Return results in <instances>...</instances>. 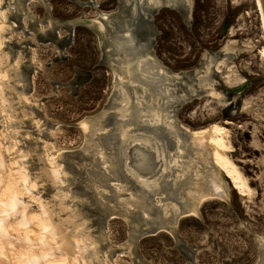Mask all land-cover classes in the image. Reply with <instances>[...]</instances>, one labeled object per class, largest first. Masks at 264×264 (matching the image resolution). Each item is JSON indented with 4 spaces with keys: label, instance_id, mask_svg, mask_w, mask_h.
Returning <instances> with one entry per match:
<instances>
[{
    "label": "rangeland",
    "instance_id": "rangeland-1",
    "mask_svg": "<svg viewBox=\"0 0 264 264\" xmlns=\"http://www.w3.org/2000/svg\"><path fill=\"white\" fill-rule=\"evenodd\" d=\"M150 1L0 0V154L94 264H264L260 2Z\"/></svg>",
    "mask_w": 264,
    "mask_h": 264
},
{
    "label": "bare ground",
    "instance_id": "bare-ground-1",
    "mask_svg": "<svg viewBox=\"0 0 264 264\" xmlns=\"http://www.w3.org/2000/svg\"><path fill=\"white\" fill-rule=\"evenodd\" d=\"M150 2L153 3H150L151 7H156L154 9L160 6L156 0ZM259 2L264 17L261 0ZM164 3L168 4L169 1L165 0ZM160 4L162 6L163 3ZM101 16L104 15L95 20L104 22L105 18ZM130 62L128 59L126 63H117L120 70L116 71L122 76L128 75ZM187 132L195 150L201 149V154L203 151L209 153L227 172L240 193L250 191L240 169L228 155L230 146L222 126L215 129L218 136H213L208 128ZM1 150L0 147V153ZM12 176L7 160L0 154V264H94L86 249L73 238L76 237L75 232L64 225L63 220H58L52 208H46L41 198L44 204L40 206L33 201L37 200L33 197L38 196L37 191L32 187L30 190L28 187L25 189Z\"/></svg>",
    "mask_w": 264,
    "mask_h": 264
},
{
    "label": "water",
    "instance_id": "water-1",
    "mask_svg": "<svg viewBox=\"0 0 264 264\" xmlns=\"http://www.w3.org/2000/svg\"><path fill=\"white\" fill-rule=\"evenodd\" d=\"M261 3H262L263 10H264V0H261ZM80 22H81V23H84L83 20H80ZM227 22H228V21H226L225 24H224V26H223V31H225V29L227 28ZM73 24H75V22H72V25H73ZM182 131H183V136H184L186 139H188V137H187V133H186V129H182Z\"/></svg>",
    "mask_w": 264,
    "mask_h": 264
},
{
    "label": "flooded vegetation",
    "instance_id": "flooded-vegetation-1",
    "mask_svg": "<svg viewBox=\"0 0 264 264\" xmlns=\"http://www.w3.org/2000/svg\"><path fill=\"white\" fill-rule=\"evenodd\" d=\"M145 1V0H144ZM167 5V4H166ZM154 8H156V7H154Z\"/></svg>",
    "mask_w": 264,
    "mask_h": 264
}]
</instances>
